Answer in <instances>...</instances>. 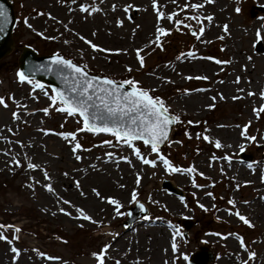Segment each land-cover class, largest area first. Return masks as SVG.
Returning a JSON list of instances; mask_svg holds the SVG:
<instances>
[{
  "label": "rangeland",
  "instance_id": "374dc122",
  "mask_svg": "<svg viewBox=\"0 0 264 264\" xmlns=\"http://www.w3.org/2000/svg\"><path fill=\"white\" fill-rule=\"evenodd\" d=\"M12 1L18 16L14 32L17 47L11 55L0 60V97H4L7 104V107L0 106V225L8 226L0 228V233L7 237L6 240L0 239V255L3 252L8 254L10 262L6 264H22V259L28 257L35 260L33 264H97L93 253L105 244L109 245L105 264H127L133 245H143L140 234L150 227L164 228L168 232L167 256L159 259L146 256L138 258L134 264H188L190 255L201 246L208 247L214 254L208 264H241V261L264 264V109L261 108L264 98L260 95L264 92V0H213L214 7L201 3L202 7L195 12L184 8L189 2L183 0L175 6H164L157 0L158 10L165 14L176 12L174 19L191 24L198 32L200 25L194 20H185V15L199 16L204 27L200 40L190 35L183 25L176 26L167 19H161L160 26L172 31L161 37L162 47L155 43L157 24L143 44L135 43L130 48L124 46L125 49L115 44H103L90 36L92 43L104 49H121L119 53L93 51L80 40V31L62 32L49 16L51 12L56 13V8L65 11L67 7L83 16L79 18L83 21L95 22L109 16L110 28L101 25L97 32L104 30L122 39L127 32L139 33L144 27L141 18L135 15L139 5L132 4L125 13V7L117 4L119 12L113 9L109 13L106 8V14L95 7L99 0ZM144 3L145 10L157 21L151 0ZM81 4L85 6L84 12L80 11ZM236 8L240 9L239 12ZM115 12L121 16L113 15ZM207 16L212 17L210 22L204 19ZM117 19L123 22L120 26L116 24ZM65 25L70 29L74 27L67 20ZM211 25L215 28L208 32ZM149 41L153 43L149 44ZM29 44L41 54L59 52L78 64H86L88 70L96 74L118 81L133 78L141 87L149 89L151 95L161 97L169 111L179 117V122H176L166 144L159 148L162 151L159 154L173 166H181V171L166 170L163 162L157 159V153H152L150 147L140 141L133 142L134 147L140 150L142 157L156 160L155 167L143 164L132 149L117 144L109 134L77 132L75 142L82 147L75 154L63 138L45 135L41 129L76 132L82 124L79 117H69L57 111L58 106L51 105L48 96L35 88L34 83L18 80V57L23 46ZM136 49H140L144 57L143 67L137 60ZM189 50L193 51L194 57L185 55L176 59ZM206 57L226 63L216 64ZM185 60L193 65L203 63L206 69L177 73L178 66ZM125 66L132 71H126ZM244 69L251 73L250 77L242 71ZM188 76H207L208 79H185ZM43 85L51 95V88ZM185 89L190 90L188 94L184 93ZM196 89L204 91H194ZM249 92L253 95H248ZM221 95L224 99H220ZM212 97H216L215 101ZM190 99L198 101L195 103L199 106H190L187 103ZM210 104L214 107H207ZM44 108L49 109L47 114L42 111ZM13 112L17 113V119H13ZM204 135L209 137L208 141L203 139ZM106 140L113 142L102 143ZM217 140L222 145L219 149L214 146ZM107 153H111V158ZM242 154L250 157L244 159ZM76 155L81 159L77 160ZM14 160H19L21 166H15ZM29 162L37 168L28 169ZM99 162L104 168L97 167ZM128 164L136 172L130 173L135 181L136 200L133 201L130 194L119 203L120 215H116V206L113 205L105 218L89 216L94 222L59 211L64 204L58 200L73 204L72 198L65 195L59 185L56 186L59 191L56 204L50 195L52 200L43 195L46 193L43 186L39 188L33 183L34 179L41 181V185L47 183L44 179L46 171L51 179L49 185L53 186L52 180L58 176L70 173H76L85 185V178L95 172H104L109 167L123 170ZM189 166L195 171H184ZM136 174L140 176L139 184L136 183ZM165 179L183 193L176 195L163 188ZM121 185L125 186V183L119 181L118 186ZM168 198L176 200L179 207ZM229 199L234 200V206L227 203ZM138 201L145 204L148 216L126 228L127 209ZM229 209L231 214L227 211ZM237 212L245 216L251 226L239 220ZM185 218L192 220L189 229L182 222ZM241 238L245 248L240 247ZM123 240H128L126 247L117 248L118 242ZM173 243L176 251L172 250ZM13 248L18 252L14 253ZM248 251L254 253L253 258L249 259ZM41 253L45 255L41 256Z\"/></svg>",
  "mask_w": 264,
  "mask_h": 264
},
{
  "label": "snow or ice",
  "instance_id": "6c2138e0",
  "mask_svg": "<svg viewBox=\"0 0 264 264\" xmlns=\"http://www.w3.org/2000/svg\"><path fill=\"white\" fill-rule=\"evenodd\" d=\"M175 3V0H172ZM208 3H211L212 0H207ZM131 5L125 6L124 12L127 13ZM151 7L156 11L157 16V27H156V39L155 43L160 45V40L162 36H167L170 34L172 29H165L160 26L161 19H167L170 23L180 26L183 25L187 30L195 37L197 40H200L204 27L201 23V18L197 15H185V20H194L198 25H200L199 32L195 30L191 24H185L184 21L180 19H174L177 15L176 12L165 14L163 11L157 9V0H151ZM162 7V6H161ZM202 7V4L199 3H185L184 8L191 9L193 12ZM80 11L84 12L85 6L81 4L79 6ZM115 8V6H113ZM98 10V9H96ZM239 12V8L235 9ZM71 11V9H69ZM5 12L3 6H0V18L5 17ZM130 19V17H129ZM207 21H211L212 17H204ZM27 24V20H25ZM123 22L120 19H117L116 24L120 26ZM31 27V25H28ZM67 27V26H65ZM177 30H179L177 28ZM226 30V26H225ZM95 33H93L94 35ZM80 40L88 44L93 51L98 52H116L119 53L121 49H104L100 46L92 43L89 40H86L85 37L80 36ZM222 38V37H221ZM47 39H55V37H47ZM65 44L68 43L67 40L64 41ZM153 41H149V44H152ZM162 47V45H160ZM126 51V50H124ZM136 57L139 61L141 67H143L144 57L140 54L141 50L136 49ZM187 55L188 57H194L193 51L189 50L186 54L181 53L177 56V60H180L181 57ZM82 58V54H81ZM205 59L214 60L216 64L226 63L225 61H220L214 57H206ZM50 63L46 66L47 70L57 76L60 79L64 87L51 89V95L45 91V85L39 81H33L29 76L25 75L21 71H17L16 76L20 82H27L33 84L35 88L40 89L45 96H48L51 101V105H57V111L66 113L69 117L76 116L79 117V121L82 124V127L77 128L76 132H55L51 129H41L45 134H52L63 138L71 146V151L73 154L77 150L81 149V145L78 142H75L77 132L87 131L92 134L106 133L109 134L117 144L127 145L132 149L134 155L141 160L145 165L156 166V160L148 159L147 157H142L139 149L134 147L135 141H141L145 146L150 147L152 153H157V159L161 160L165 166L166 170L171 172H180L179 167L173 166L171 162L166 159L163 155L159 154V145L164 143L167 140L168 132L170 126L176 122H179V117L173 115L169 108L166 106L164 100L159 96H153L150 94L149 89H145L140 86V82L133 79H123L117 81L109 76L105 75H93L88 71V66L86 64H77L72 59L66 58L59 52H55L50 57ZM125 70L131 72L132 69L128 66H125ZM185 79H208L207 76H196V77H185ZM237 78V82H238ZM170 82V81H166ZM127 86V87H126ZM190 90L185 89L184 93L188 94ZM194 91H204V89H196ZM248 95H253L249 92ZM261 97L264 98V92L260 93ZM12 97L10 96L9 99ZM237 97H233L236 99ZM216 97H212V100L215 101ZM220 99H224L221 95ZM50 105V106H51ZM0 106L7 107L4 97H0ZM207 107L212 108L214 104H210ZM264 109V105L261 106ZM42 111L47 114L49 109L44 108ZM255 112L256 109H253ZM13 119H17V113H12ZM189 124L193 121H188ZM195 123H199L196 121ZM248 125H244L246 129ZM11 131V129H9ZM185 135H188L185 132ZM241 135L244 136L245 132L242 131ZM199 138V135H198ZM205 141L209 140L207 135L203 136ZM249 140H254V137H247ZM112 140L102 141L104 144H112ZM217 149L221 148V143L217 140L214 145ZM106 155L111 158V153ZM77 160H80L81 157L76 155ZM121 160L127 161V157H120ZM13 163L15 166L20 167L21 164L19 160H14ZM130 163V161H129ZM28 169H36L37 165L33 163H27ZM186 172H194L195 168L189 166V168L184 169ZM201 175H203L201 173ZM44 179L47 181L49 179L47 172H44ZM140 176L137 174L136 183L139 184ZM247 183V182H245ZM77 187H79V182H76ZM46 191L52 192L53 189L50 185L45 183L43 185ZM123 187V185H121ZM93 193L99 196V193L96 189H92ZM208 196H211V193H207ZM137 192L133 189L131 193V199L136 200ZM106 202L110 205L116 206L114 211L116 215H120L118 208L120 207L119 202L112 197L104 198ZM264 199V198H262ZM58 203L69 205L70 201L68 200H58ZM229 205L234 206V200L229 199L227 201ZM247 203V202H245ZM201 208H204V205H200ZM206 210V209H205ZM59 211L64 214L71 216V213L66 211L63 207ZM75 211L79 213L76 219H83L86 221H92V218L85 214L83 209L76 208ZM231 214V210H227ZM239 220L244 224L250 225L249 220L241 215L239 212L236 213ZM8 227L5 225H0V228ZM19 231V229H15ZM15 238V237H14ZM0 239H7L2 233H0ZM240 247L245 248L243 239L241 238ZM109 248L108 244L103 245V247L96 253H93V256L97 260V264H105V255L106 250ZM172 250L176 251L175 243L172 244ZM14 253L18 252L16 248H13ZM45 254L41 253V256ZM247 255L249 259L254 257V253L248 251ZM48 259H58L55 257H47ZM187 258V257H185ZM119 264V262H117ZM241 264H246L245 261H241Z\"/></svg>",
  "mask_w": 264,
  "mask_h": 264
},
{
  "label": "bare ground",
  "instance_id": "6f19581e",
  "mask_svg": "<svg viewBox=\"0 0 264 264\" xmlns=\"http://www.w3.org/2000/svg\"><path fill=\"white\" fill-rule=\"evenodd\" d=\"M99 0L98 3H95V7H99L101 12L104 10L106 12V8H108L110 11L109 13L115 11H118V8L116 7L117 4H121V6L125 7L128 5H139L140 9H137L139 11L136 12V17L141 18V21L143 23V28L139 33L132 34L131 32H124L125 30H121V32L126 33V35L122 39H117L118 36L112 35L110 33H106L104 30L97 32L98 28L102 26H108V19L107 18H98L96 21H91L90 19L87 21H83V16L78 15L75 11L71 12L69 11V7H67L68 10H61V8H56V13L51 12V15L49 16V20L52 22L58 24V27L61 29L62 32L70 33L72 30L80 31V36L85 37L86 40L90 41V36L94 37V39L98 40L99 42L108 43V44H115L116 46L120 48L126 47H132L135 43L143 44L146 39H148L151 31L156 27L157 21L153 18L152 14L149 15L148 10H145V0ZM182 0H175V3L172 2V0H159V4L164 6H175L177 3L181 2ZM185 2L189 3H203V4H209V6L214 7L213 2L208 3L207 0H183ZM213 1V0H212ZM215 1V0H214ZM218 1V0H216ZM113 3H116L113 8ZM109 5V6H108ZM111 6V7H110ZM132 6V9L134 8ZM108 12V11H107ZM106 12V14H107ZM119 12V11H118ZM118 12L113 13V15L121 16ZM108 13V14H109ZM66 20L71 21L74 27L71 26V29L67 26L65 27ZM65 22V23H64ZM125 26V25H124ZM214 26V25H211ZM209 26L208 32L210 30H213L214 27ZM123 27V26H122ZM75 28V29H74ZM108 28H110L108 26ZM93 33H95L93 35ZM96 43V41H94ZM125 49V48H124ZM195 68V69H194ZM206 69L203 63L192 64L188 63L187 60H185V63L180 64L178 66L177 73L181 71V73H184L186 71L191 70H204ZM246 73V76H251V73L248 71L242 70ZM252 82L255 81V79L251 80ZM235 82V80H233ZM193 100V99H192ZM191 99L188 100V104L192 106L193 108L198 107L199 103L196 100L192 101ZM201 100V99H200ZM39 160H42V158L39 156ZM129 166V164H128ZM127 165H124V169L121 170L120 168H107L103 171H98L97 168L95 169L98 172L93 173L91 176L85 178V185L79 181V179L76 177V173H70L68 176L63 175L62 177L55 178L52 180L53 186L50 185L53 189L52 192L46 191V193H43L44 196H46L47 199L50 198V196L55 200L57 204V196L58 192L56 186L59 185L62 189V192L67 195L68 197H71L73 204L64 205V208L66 211L70 212L71 214H76L77 216L79 213L75 211L76 208L83 209L86 215L93 216L96 218H105V216L109 215L110 209L113 205H110L106 202L107 197L115 198L119 203L125 200L127 196L131 194V190L134 188L135 181L133 182L130 173H136L134 169H132L131 165L128 167ZM98 168H102L103 165L99 162L97 163ZM104 168V167H103ZM182 169V168H181ZM127 171V173L125 172ZM130 171V172H129ZM137 177V174L135 176V179ZM51 179L49 178L47 180V184L49 185V182ZM79 182V187H77L76 182ZM123 181L125 183V186L122 188L118 186V182ZM174 181V180H173ZM33 183L36 184L39 188L43 186L45 183L41 185V181L38 179H34ZM174 183H176L174 181ZM45 189V188H44ZM92 189H96L99 193V196H97L95 193H93ZM50 195V196H49ZM50 200H52L50 198ZM75 200V201H73ZM169 201L173 202L174 205L179 207L176 200L168 198ZM257 205V203L255 204ZM68 216V215H67ZM72 216V215H71ZM75 216V215H74ZM73 217V216H72ZM103 221V220H102ZM141 238H143V245L140 243L138 245H133L132 252L129 255V263L127 264H134V262L138 258H144L146 256H149L150 258L159 259L162 256H167V247L166 242L168 240V232L164 230V228H148L147 231H143L140 234ZM146 241V243H145ZM128 240L119 241L116 245L117 248L123 249L126 247ZM8 254L2 253L0 255V264H6V262H10V260L7 258ZM28 259V260H27ZM229 261V259H227ZM22 264H33L35 263V260L31 257L24 258L21 261ZM225 263V262H224ZM226 264V263H225Z\"/></svg>",
  "mask_w": 264,
  "mask_h": 264
},
{
  "label": "water",
  "instance_id": "95a60500",
  "mask_svg": "<svg viewBox=\"0 0 264 264\" xmlns=\"http://www.w3.org/2000/svg\"><path fill=\"white\" fill-rule=\"evenodd\" d=\"M0 6H3L4 12L6 14L4 18H0V59H2L11 53L14 48L15 41L13 38V31L17 22V17L14 5L11 0H0ZM51 56L52 54L40 55L34 48L25 46L23 47V51L19 57L20 71L30 78H35L40 82L48 83L52 88L64 87L60 79H58L55 74L47 70L46 66L51 62ZM174 124L170 126L167 139L174 127ZM165 142L159 146H162L165 144ZM165 186L172 189L173 191H177L169 181H166ZM136 211L138 210L131 209L132 213ZM142 212L143 215L147 214L146 210L144 209ZM137 217L138 216L134 217L133 214H131L130 221L135 220ZM188 227H190V225ZM213 258V253L207 247L202 246L200 247V251L192 254L190 264H208V262Z\"/></svg>",
  "mask_w": 264,
  "mask_h": 264
}]
</instances>
